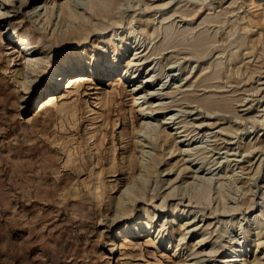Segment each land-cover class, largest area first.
Listing matches in <instances>:
<instances>
[{"label":"rangeland","instance_id":"obj_1","mask_svg":"<svg viewBox=\"0 0 264 264\" xmlns=\"http://www.w3.org/2000/svg\"><path fill=\"white\" fill-rule=\"evenodd\" d=\"M33 3L39 16L28 11ZM0 8L9 10L0 19V264H227L237 241L240 264L254 254L264 263V244L253 240L258 230L264 239V0H0ZM199 33L211 40L202 51L192 44ZM134 37L149 43L148 57L127 67ZM68 59L93 68L80 71L72 92L62 87L67 77L57 86L52 78ZM120 72L132 82L118 83ZM133 84L174 116L163 125L156 115L160 137L141 131ZM50 88L57 100L36 113ZM205 98L210 111L200 106ZM221 175L236 182L225 207L208 220L197 214L183 239L187 218L218 202L215 189L197 203L190 188ZM170 190L165 210L155 207ZM256 214L258 230L246 221Z\"/></svg>","mask_w":264,"mask_h":264},{"label":"bare ground","instance_id":"obj_2","mask_svg":"<svg viewBox=\"0 0 264 264\" xmlns=\"http://www.w3.org/2000/svg\"><path fill=\"white\" fill-rule=\"evenodd\" d=\"M91 1H93V0H91ZM251 1V0H250ZM23 3V2H22ZM165 4V3H164ZM252 4V3H251ZM31 5V4H30ZM32 7H30V9L28 10L34 17H36V16H39L40 14H41V9H38V5H36L35 3H33V5H31ZM161 7V6H160ZM178 7V6H177ZM100 8V7H99ZM104 8H105V6H104ZM161 10V9H160ZM98 11V10H97ZM109 11V10H108ZM0 19H3V17H1V16H3L4 14L6 15L8 12H9V10H5L4 12H2V10H1V8H0ZM190 12H194V11H190ZM227 13V12H226ZM99 14H100V12H99ZM172 14H174V13H172ZM194 14V13H193ZM239 15V14H238ZM263 15V14H262ZM172 16V15H171ZM170 16V17H171ZM188 16V15H187ZM237 16V15H236ZM168 17V16H167ZM251 17V16H250ZM258 17V16H257ZM244 18V17H243ZM248 18V17H247ZM262 18V17H261ZM264 18V17H263ZM206 19V18H205ZM210 19V18H209ZM250 19H252V18H250ZM243 20V19H242ZM241 20V21H242ZM253 20V19H252ZM203 21H205V20H203ZM245 21V20H244ZM207 22H209V20L207 21ZM240 21H238V23H239ZM251 22V21H250ZM161 23V22H160ZM206 23V22H205ZM256 24V23H255ZM81 25H82V23H81ZM148 25H149V23H148V21H144L143 22V27H142V32L143 31H146V30H148V31H146L147 32V34H150L149 32H152L151 33V35L153 34V32L154 31H150L149 29H147V27H148ZM201 25V24H200ZM249 25H251V24H249ZM263 26H264V23L262 24ZM83 26V25H82ZM244 26V25H243ZM74 27H76V26H74ZM173 27V26H172ZM256 27H257V25H256ZM82 28V27H81ZM94 28V27H93ZM152 28V27H151ZM175 28V27H174ZM185 28V27H184ZM187 28V27H186ZM248 28V27H247ZM246 28V30H248ZM259 28V27H258ZM261 28V27H260ZM65 29H66V27H65ZM85 29H87V28H85ZM159 29V28H158ZM83 30V29H82ZM165 30V29H164ZM172 30V29H171ZM180 30V29H179ZM188 30V29H187ZM194 30V29H193ZM245 30V29H244ZM71 31V30H70ZM78 31H80V32H86V33H88L86 30H83V31H81V30H79V28H78ZM95 31V30H94ZM93 31V32H94ZM139 31V30H138ZM203 31H205V30H203ZM202 31V32H203ZM249 31H250V29H249ZM248 31V32H249ZM90 32V31H89ZM182 32V31H181ZM184 32H186V31H184ZM207 32V31H206ZM245 32V31H244ZM8 33V32H7ZM74 33V32H73ZM72 32H71V34H73ZM98 33V32H97ZM101 33V32H100ZM128 33V32H127ZM178 33V32H177ZM187 33V32H186ZM188 33H189V31H188ZM204 33V32H203ZM246 33V32H245ZM249 33H251V32H249ZM253 33V32H252ZM258 33V32H257ZM89 34L90 33H88V35H86V36H84V37H82V35H81V38L82 39H85L86 40V38H88V36H89ZM175 34V33H174ZM244 34V33H243ZM260 34H263V39H264V33H260L259 32V36L258 37H260ZM20 35V34H19ZM62 35V34H61ZM139 35V34H138ZM176 35H178V34H176ZM206 35H208V34H206ZM206 35H201V33H199V36H196L197 37V40L195 39V37H194V39L192 40V41H195L196 43H192V44H194V46H195V44H196V46L194 47V49L195 48H199V47H206L207 45H209L208 43H211V40L209 39V41L207 40V37H206ZM212 35V34H211ZM145 36V35H144ZM175 36V35H174ZM180 36H181V33H180ZM80 37V36H79ZM138 37V36H137ZM149 37V36H148ZM152 37V36H151ZM258 37H257V39H258ZM121 38V37H120ZM176 38H178V37H176ZM180 38V37H179ZM181 38H182V36H181ZM213 38V37H212ZM250 38V37H249ZM261 38V37H260ZM59 39V38H58ZM82 39H80V42L82 41ZM123 39V38H122ZM133 39H135L134 41H133V45H135L134 46V50H135V53H133V57H132V60H129L128 62H127V67L128 66H130L131 65V63H135V62H132V61H137L138 63H140V61L141 60H145L147 57H148V55H147V53H145L144 51H145V49L149 46V43H145V44H143V43H141V42H139L138 41V39L136 38V37H134ZM144 39V38H143ZM151 39H153V38H151ZM170 38H168V40H169ZM172 39V38H171ZM253 39V38H252ZM111 40V39H110ZM124 40H125V38H124ZM140 40V39H139ZM217 40V39H216ZM239 41H240V39H238ZM243 40V39H242ZM241 40V41H242ZM254 40V39H253ZM79 41V40H78ZM87 41V40H86ZM149 41V40H148ZM162 41V40H161ZM214 41H215V37H214ZM240 41V42H241ZM259 41V40H258ZM153 42V41H152ZM170 42H171V40H170ZM172 42H174L175 43V41H172ZM179 42V41H178ZM208 42V43H207ZM217 42V41H216ZM216 42H213L212 41V43H216ZM239 42V43H240ZM261 42V41H260ZM63 43V42H62ZM124 43V42H123ZM169 43V42H168ZM243 43H245L244 42V40H243ZM162 44V43H161ZM166 44V43H165ZM173 44V43H172ZM217 44H219V43H217ZM260 44V43H259ZM137 45H139V47H136ZM177 45H180V44H177L176 43V46ZM183 45V44H182ZM186 45V44H185ZM185 45H184V47H185ZM239 45V44H238ZM242 45V44H241ZM240 45V46H241ZM258 45V44H257ZM172 46V45H171ZM173 46H174V44H173ZM193 46V45H192ZM26 47H28L27 45H26ZM140 47L142 48V47H144V48H142V51H139V49H140ZM161 47V46H160ZM191 47V46H190ZM217 47V46H216ZM166 48V47H165ZM28 49H30L29 47L27 48V50L26 51H28ZM128 49V48H127ZM189 49V48H188ZM200 50H201V48H199ZM202 49H204V48H202ZM214 49V48H213ZM141 50V49H140ZM208 50V49H207ZM207 50H203V51H207ZM147 51V50H146ZM161 51V50H160ZM202 51V50H201ZM115 52V51H114ZM195 52H197V51H195ZM200 52V51H199ZM204 52V53H205ZM209 52H211V51H209ZM201 53V52H200ZM203 53V52H202ZM203 53V54H204ZM208 54V53H207ZM208 56V55H207ZM244 56V55H243ZM171 57V56H170ZM202 57V56H201ZM206 57V56H205ZM238 57V56H237ZM168 58V57H167ZM246 59V58H245ZM69 60V59H68ZM27 61H28V66H30V65H32L33 66V68H32V70L35 72L36 71V68L34 67V58L30 55V54H27ZM168 61V60H167ZM248 63V62H247ZM79 64V63H78ZM84 65V64H83ZM90 65V64H89ZM92 66V65H91ZM130 67H133V66H130ZM136 67H139V65H136ZM135 67V68H136ZM214 67V66H213ZM219 67V66H218ZM25 68V67H24ZM204 68V67H203ZM205 68H207V67H205ZM162 69V68H161ZM224 69V68H223ZM25 70V69H24ZM206 70V69H205ZM80 71H81V73H83V72H86V71H93V68H91V67H85V66H82V65H79V66H76V64L74 63V61L73 60H69V62L67 63V64H65L62 68L60 67L59 69H56V70H54V73H52V78L53 77H55L57 80H56V83L53 85V86H57V85H61L62 84V80L64 79V77H67L66 79H65V82H63V88L65 89V91H71L72 90V88H74V86L80 81V80H82L83 78H85V76H83V74H80ZM116 71V70H115ZM113 71L111 74H109V75H113V76H116V72H118V71ZM203 71V70H202ZM218 72V71H217ZM122 74V72H120L117 76L119 77V78H117L118 80V83H120V82H127V83H131L132 82V80H130L131 79V77H129V76H126L125 77V75H126V73L124 74V75H121ZM216 74V73H215ZM214 75V74H213ZM31 76V75H30ZM154 76V74H152V75H150V76H147V77H145L144 79H143V81H141V83H143V82H145V81H149V79H151L152 77ZM209 76H211V75H209ZM125 77V78H124ZM206 78H207V76H206ZM219 78V77H218ZM207 80V79H206ZM201 81H204V80H202L201 79ZM208 81V80H207ZM52 86V87H53ZM123 87V86H122ZM217 87V86H216ZM223 87V86H222ZM131 88H132V92H134V94H135V96L136 97H134V98H136L135 99V101H137L138 100V102L137 103H139L138 104V108H137V113L141 116V119H142V123H140V127H141V131H150V130H152V131H154L155 133H156V137L157 136H159L160 137V135H159V133L161 132V131H163L164 132V130H161V128H159V126H158V124L156 125V123L154 124V122H153V120H155L154 118L156 117V115H159V114H162V115H164L163 116V118H164V121L161 123V124H167L168 125V123H171L172 121H174L173 120V118H174V116L173 115H171L170 113H168L167 111H162V110H160V109H162L163 107H153V102H149L148 100H147V98H151V97H153V93H154V91L153 92H149L148 93V91L147 92H142L141 91V88H140V85L139 84H133L132 86H131ZM188 88V87H187ZM26 91V90H25ZM55 91V90H54ZM146 91V90H145ZM72 92V91H71ZM131 92V93H132ZM256 94V93H255ZM57 95H58V91L57 92H54V93H51V88L47 91V94H46V96L44 97V98H42L39 102H38V104H37V107H36V113H38V112H41L43 109H45L47 106H51L52 104H54L55 103V100H57ZM146 97V98H145ZM206 97V96H205ZM210 97V96H209ZM146 99V100H145ZM199 101V100H198ZM221 102V101H220ZM215 103V102H214ZM217 103V102H216ZM159 103H157L156 105H158ZM197 105V104H196ZM200 106L202 107V109L203 108H205V109H207V111H210V110H212L211 108H212V106H213V101H211V98H210V100L209 99H201V102H200ZM222 106V105H221ZM214 107V106H213ZM217 107V106H216ZM196 108V107H195ZM187 111H189V110H187ZM199 111V110H198ZM192 112V111H191ZM189 113V112H188ZM224 113V112H223ZM176 115H178V114H176ZM237 115V114H236ZM137 116V115H136ZM212 116V115H211ZM176 117V116H175ZM149 119H151L152 121H150ZM175 123V122H174ZM175 124H177V123H175ZM208 124H210V123H208ZM217 124V123H216ZM195 125V124H194ZM197 125H199V123L197 124ZM211 126H212V124H210ZM213 125H214V123H213ZM196 126V125H195ZM183 126H180V127H178V129H180V128H182ZM227 127V126H226ZM225 127V128H226ZM223 128V127H222ZM160 129V130H159ZM139 130V129H138ZM185 130V129H184ZM181 132V131H180ZM142 133V132H141ZM150 134H152V133H150ZM147 135V134H146ZM149 135V134H148ZM139 136V135H138ZM152 137V136H151ZM177 138L178 137H174V146L176 147V149L177 150H179V151H181V154L184 152V154H185V152L188 150V148L187 147H185L184 149H182V146H184V139L183 140H179L178 139V141H177ZM151 140H152V138H151ZM157 140V139H156ZM223 140V139H222ZM160 141V140H159ZM257 141V140H256ZM149 142V141H148ZM168 142V141H167ZM166 143V142H165ZM229 144V143H228ZM147 145V144H146ZM160 145V144H159ZM186 145V144H185ZM187 145H190V144H187ZM219 145V144H218ZM259 146V145H258ZM198 147H199V145H198ZM202 147V146H201ZM193 148V147H192ZM247 148V147H246ZM141 149V148H140ZM160 149H161V147H160ZM194 149V148H193ZM197 149V148H196ZM248 149V148H247ZM258 149V148H257ZM148 150V149H147ZM171 150H172V148H171ZM203 150V149H202ZM207 150V149H206ZM205 150V151H206ZM254 150H255V147H254ZM195 151V150H194ZM227 151V150H226ZM245 151H246V149H245ZM146 152V151H145ZM148 152V151H147ZM150 152V151H149ZM148 152V153H149ZM177 152V151H176ZM218 152V151H217ZM232 153H234V152H232ZM170 154V153H169ZM230 154V153H229ZM237 154V153H236ZM145 155H147V154H145ZM190 155V154H189ZM188 154H185L184 156H189ZM210 155V154H209ZM161 157V156H160ZM164 157V156H163ZM199 157V156H198ZM194 158V159H191V160H197V159H199V158ZM209 157V156H208ZM188 158V157H187ZM215 158V157H214ZM144 159V158H143ZM190 159V158H189ZM222 159V158H221ZM152 161V160H151ZM151 161H149V162H151ZM188 161V160H187ZM240 161V160H239ZM162 162V161H161ZM200 163H202V162H200ZM210 163V162H209ZM186 165V164H185ZM219 165V164H218ZM208 166V165H207ZM182 167V166H181ZM186 167H188V166H186ZM217 167V166H216ZM172 168H173V166H171V167H169V170H172ZM181 169V168H180ZM185 169V168H184ZM184 169H181V170H179L177 173V178L181 175V173H182V171L184 170ZM199 169V168H198ZM149 171V170H148ZM151 171V170H150ZM194 171V170H193ZM209 171V170H208ZM212 172V171H211ZM142 173V177L141 178H145V177H143V172H141ZM195 173H198V171L196 170L195 171ZM243 173V172H242ZM205 174V173H204ZM217 175V174H216ZM195 176V175H194ZM206 176V175H205ZM222 176V175H221ZM220 176V178H218V177H216V179H217V181L216 182H214V178L212 179L211 177H209V178H202V180H205V181H202V180H200V182H199V184H197V182L195 183V185L194 186H192L191 184H189V185H191L192 186V188H190L191 189V191L193 192H191L190 193V195H189V197L191 196V199H193V198H195L196 200H195V202H197L198 200V202L200 203V200H202L201 198L204 196V194H205V196H206V194L207 193H209V192H211L213 189H215L216 190V194H217V199L216 200H218V202H217V204H216V207L213 209V208H211L212 210H208V212H206L205 210L207 209V206L205 207V206H199V205H197V207H198V209L197 210H195L194 212H195V214L193 215V219H191L192 218V216L191 217H189V218H187V222L185 223V224H182L183 225V227H181V229L183 228V230H186V232L185 233H182V235H183V239H185V235H187V234H190L192 231H193V229H195V223H193L194 222V219L197 217V214H199V213H201V217L203 218H205L206 216V220H208L209 218H211V216H213V214L216 212V211H218L219 210V208L220 207H222V206H224L225 207V203L227 202L226 200H225V194H226V192L227 193H229L228 191V189L231 187L230 186V184L232 183V182H230V181H234V180H231L230 179V181H229V179H226V176H222L221 177ZM232 176V175H231ZM236 176V175H235ZM203 177V176H202ZM230 177V176H229ZM250 177V176H249ZM151 178V177H150ZM196 178H198V176L196 177ZM201 178V177H200ZM155 180V179H154ZM148 181H150L149 179H148ZM193 181V180H192ZM145 182V181H144ZM146 183V182H145ZM190 183V182H189ZM192 183V182H191ZM215 184V185H217V186H215V185H212V184ZM217 183V184H216ZM234 183H236L235 181H234ZM144 184V183H143ZM187 184V183H186ZM186 184H185V187H187L186 186ZM197 184V185H196ZM233 184V183H232ZM231 184V185H232ZM129 185V184H128ZM132 186V185H131ZM150 186V185H149ZM148 186V187H149ZM154 186H156V185H154ZM184 186V185H183ZM171 187V186H170ZM175 187V186H174ZM130 188V187H129ZM135 188V187H134ZM140 188H142V187H140ZM151 188V187H150ZM179 188V187H178ZM182 188V187H181ZM180 188V189H181ZM213 188V189H212ZM236 188V187H235ZM250 188V187H249ZM132 189H133V187H132ZM149 189V188H148ZM152 189V188H151ZM171 189V188H170ZM237 189H238V187H237ZM241 189V188H240ZM127 190H129V189H127ZM171 190H173V188L171 189ZM169 191L168 193H166V194H164V195H161L160 196V199H161V203L160 204H155V207H158V208H160L161 210H165V207L167 206V198H169V197H175L176 196V194H174L175 192H173V191ZM176 190V189H175ZM186 190V188L184 189V191ZM187 190H188V188H187ZM233 190V189H232ZM239 190V189H238ZM250 190V189H249ZM152 191V190H151ZM158 191V190H157ZM177 191V190H176ZM183 191V190H182ZM182 191H180V193L182 192ZM183 191V192H184ZM189 192H190V190H188ZM236 191V190H235ZM258 191V190H257ZM159 192L160 191H158L157 193L159 194ZM254 192V191H253ZM214 193V192H213ZM231 193H232V191H231ZM247 193V192H246ZM251 193V192H250ZM257 193V192H256ZM134 194V193H133ZM132 194V197H133V201H132V203L135 201V202H137V200H136V198H138V197H136L135 195H133ZM161 194V193H160ZM159 194V195H160ZM178 194V193H177ZM182 194V193H181ZM186 195H188L187 193H185ZM248 194H249V192H248ZM255 194V193H254ZM122 195V194H121ZM131 195V194H130ZM227 195V194H226ZM148 196V195H147ZM157 196V195H156ZM156 196L154 195V196H152L150 199L153 201L155 198H156ZM230 196V195H229ZM102 197V196H101ZM128 197H130V196H128ZM131 197V198H132ZM188 197V196H187ZM193 197V198H192ZM209 197V196H208ZM148 199H149V197H147ZM183 198V197H182ZM185 198V197H184ZM130 199V198H129ZM129 199H128V201H129ZM147 199V200H148ZM170 199V198H169ZM189 200H188V202L186 203V205H185V207L186 206H188V205H190L191 203H194V202H192L191 200H190V198H188ZM203 199H204V197H203ZM206 199V198H205ZM227 199V198H226ZM123 200V199H122ZM224 200H225V203H224ZM124 201V200H123ZM131 201V200H130ZM129 201V202H130ZM145 202V201H144ZM149 202H151V201H148V203ZM184 201H183V199L182 200H179L176 204H175V206H174V208L175 207H177V205L179 204V203H182V204H184L183 203ZM197 202V203H198ZM204 202H206V201H204ZM215 202V201H214ZM131 203V202H130ZM151 204V203H150ZM202 204H203V201H202ZM206 204V203H205ZM208 205L210 204V203H207ZM124 205V204H123ZM122 205V206H123ZM136 205V204H135ZM215 205V204H214ZM196 206V205H195ZM250 206H252V205H250ZM173 207V206H172ZM194 207V206H193ZM211 207V206H210ZM238 207V206H237ZM170 208V207H169ZM206 208V209H205ZM254 208V207H253ZM146 207H144V211H146ZM194 209H196V208H194ZM221 209V208H220ZM226 209V208H225ZM228 209V208H227ZM234 209V208H233ZM249 209V208H248ZM170 210V209H169ZM237 210V209H236ZM125 211V210H124ZM188 211H189V213H190V211L191 210H187V213H188ZM223 211H224V208H223ZM227 211V210H226ZM226 211H224V212H226ZM232 211V210H231ZM238 211V210H237ZM119 212V211H118ZM117 212V213H118ZM228 212V211H227ZM229 212H230V210H229ZM124 213V212H123ZM174 213V212H173ZM217 213V212H216ZM218 213H219V211H218ZM232 213V212H231ZM236 213V212H235ZM121 214V213H120ZM119 214V215H120ZM229 214V213H228ZM124 215V214H123ZM126 215V214H125ZM128 215V214H127ZM217 215V214H216ZM222 215V214H221ZM225 215V214H224ZM120 216H122V214L120 215ZM260 216H261V214L259 215V214H256V215H254L253 217H248L247 218V222H249L250 223V225H252V224H254V225H256V229L258 230L259 228H261L260 227V224H261V218H260ZM114 217V216H113ZM209 217V218H208ZM203 218V219H204ZM244 218V217H243ZM246 218V217H245ZM114 220V219H113ZM138 222V224H140V223H142V222H140V218L137 220ZM174 221V220H173ZM226 221V220H225ZM229 221V220H228ZM232 221V220H231ZM221 222V221H220ZM227 222V221H226ZM147 223H148V221H147ZM223 223V222H222ZM227 223H229V222H227ZM232 223V222H231ZM209 224V223H208ZM226 224V223H225ZM240 224V223H239ZM125 225V224H124ZM137 225V224H136ZM181 225V226H182ZM238 225V224H237ZM235 226V225H234ZM239 226V225H238ZM224 227H226V226H224ZM248 227V226H247ZM247 227L246 228H244V229H246V233H248L249 232V230L247 229ZM208 228V227H207ZM124 229V228H123ZM217 230V229H216ZM224 230V229H223ZM124 231V233H131V230H123ZM141 232V231H140ZM224 232V231H223ZM260 230H258L256 233H255V236H256V238L255 239H253L254 240V244H255V246L256 247H259L260 245H263L264 244V239H263V237L262 236H260ZM160 233V231L158 232V234ZM225 234V233H224ZM204 238V237H203ZM157 240V239H156ZM155 240V241H156ZM203 239H201V240H199V242H197L198 244L202 241ZM236 242V241H235ZM238 243L237 244H235V243H233L232 245H230L229 247H230V249L228 250L230 253V255H229V259L227 260L228 262H227V264H240L239 263V261H243V260H246V258H242L241 256V254H239L240 252H241V250H242V247H243V243H244V241H237ZM194 245V244H193ZM177 246L178 245H176L175 247L177 248ZM194 247V246H193ZM196 247V246H195ZM175 248V249H176ZM202 251V250H201ZM215 251H217V250H214L213 248L212 249H209V253L210 254H212V253H215ZM243 251V250H242ZM207 252V253H208ZM190 253H192V252H190ZM203 253V252H202ZM201 254V253H200ZM254 254V253H253ZM203 255V254H202ZM208 255V254H207ZM226 257V256H225ZM262 257V256H261ZM260 256L259 257H257V254H254V258H253V260L251 261V262H249V264H261V261H262V258H261ZM264 257V256H263ZM198 258V257H197ZM202 261V260H201ZM223 262V261H222ZM246 263H248V262H246ZM263 263V262H262ZM204 264V263H203ZM245 264V263H244ZM264 264V263H263Z\"/></svg>","mask_w":264,"mask_h":264}]
</instances>
